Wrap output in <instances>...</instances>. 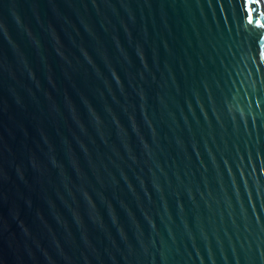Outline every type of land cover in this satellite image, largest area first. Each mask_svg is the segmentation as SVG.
Masks as SVG:
<instances>
[{"label":"water","instance_id":"water-1","mask_svg":"<svg viewBox=\"0 0 264 264\" xmlns=\"http://www.w3.org/2000/svg\"><path fill=\"white\" fill-rule=\"evenodd\" d=\"M0 264H264V0H0Z\"/></svg>","mask_w":264,"mask_h":264}]
</instances>
